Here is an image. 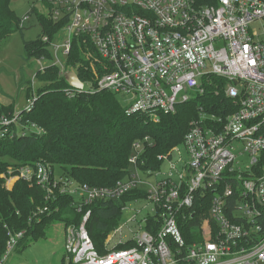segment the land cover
Returning <instances> with one entry per match:
<instances>
[{
  "label": "built area",
  "instance_id": "built-area-1",
  "mask_svg": "<svg viewBox=\"0 0 264 264\" xmlns=\"http://www.w3.org/2000/svg\"><path fill=\"white\" fill-rule=\"evenodd\" d=\"M33 1L40 14L65 22L54 39L42 37L47 44L54 40L53 66H65L62 57L68 61L77 48L93 73L82 90L66 91L69 99L85 91L122 95L129 116L145 115L154 123L203 96L212 78L225 82L229 101L221 115L200 106L183 143L158 156L159 170L145 168L152 139L134 142L131 171L112 187L59 181L43 162L18 167L15 175L11 170L7 189L24 180L48 200L77 196L76 211L84 216L78 226H65V264H264V0ZM28 20L23 17L21 29ZM82 65L73 72L78 75ZM34 105L31 97L13 115L0 114V138L46 133L23 122V112ZM244 156L250 161L241 165ZM142 190L139 199L155 215L140 223L131 239L136 246L101 255L87 230L92 210H85ZM188 212L197 214L201 231V239L190 243L180 224L189 220ZM138 214L127 223L138 222ZM150 219L160 224L156 233L146 229ZM25 235L8 231L0 264Z\"/></svg>",
  "mask_w": 264,
  "mask_h": 264
},
{
  "label": "trees",
  "instance_id": "trees-1",
  "mask_svg": "<svg viewBox=\"0 0 264 264\" xmlns=\"http://www.w3.org/2000/svg\"><path fill=\"white\" fill-rule=\"evenodd\" d=\"M13 1L0 0V43L19 30L23 34L20 28L23 18L12 9ZM199 1L201 4L209 2ZM30 15L36 16L42 32L35 41L25 42L26 60L30 61L33 57L51 58L49 44L44 43L42 37L48 35L54 39L65 22H54L40 14L33 5L25 16ZM78 63L83 64L78 70V76L87 83L93 73L87 68L88 64L82 62L75 48L68 58V64L77 66ZM37 79L44 84L36 93L34 108L30 112H23V122L36 123L46 133L15 136L13 139L0 138V262L6 252L9 230L25 231L26 235L21 242L28 239L36 242L46 236L53 223H64L67 227L78 226L84 216L77 213L76 201L70 195H58L57 200H48L40 187L24 180H19L13 190L4 188L1 175L7 173L9 167L35 166L43 162L52 166L54 177L55 168H60L65 178L77 184L112 187L127 178L131 171L129 159L134 142L146 137L152 139L153 145L144 154L145 168L159 170L162 163L158 161V156L183 143L191 123L199 116L200 106L205 107L208 113L219 115L224 113L223 107L229 106L222 92L225 82L217 79L221 92H210L206 98H195L178 106L176 114L162 115L160 121L154 123L145 115L129 116L124 104L118 100L119 96L109 92L85 91L69 99L66 91L71 86L56 66L46 67L44 73L38 72ZM18 86L19 92L24 91L28 99L34 96L30 80L22 79ZM15 112V102L8 106L0 103V114L13 115ZM143 197V193L132 192L116 201H98L85 210V213L92 210L87 230L101 255L109 252L105 240L119 228L125 205L135 198ZM235 200L236 197L232 202ZM45 208L48 211L39 212ZM187 214L189 220L181 221L180 224L190 243L201 239V231L197 214ZM146 229L156 233L160 224L150 219ZM135 246L136 243L130 241L119 244L115 249Z\"/></svg>",
  "mask_w": 264,
  "mask_h": 264
},
{
  "label": "rangeland",
  "instance_id": "rangeland-1",
  "mask_svg": "<svg viewBox=\"0 0 264 264\" xmlns=\"http://www.w3.org/2000/svg\"><path fill=\"white\" fill-rule=\"evenodd\" d=\"M34 4L35 2L33 0H14L11 7L19 17L23 18ZM254 29L258 31L259 34H263V29L259 24H256ZM41 32L42 29L37 22L36 16L30 15L29 20L26 23V28L23 29V34L19 30L0 43V98L5 103L15 102L16 110L23 109L28 100L24 91L19 92V82L22 79L31 81L33 97L36 101L35 95L39 88L43 87L44 84L37 79V74L40 71L44 73L45 68L53 65V62H55L54 58L52 59V55L51 58L46 59L33 57L30 61L26 60L25 42L35 41ZM53 41L50 42L48 46L49 50L54 43ZM65 60L66 59L62 57V63L65 66H60L58 68L60 69L62 76L67 78L68 75L73 72V67L76 68V65L73 66L68 64V61ZM218 82L219 80L215 78L210 80V84L205 87L204 98H206V95L210 92H221ZM124 98L125 97L122 95L118 97V100L122 105L124 104ZM178 110L179 109H177V111ZM249 161V157H241V165H243V163H249ZM16 167H9L7 173L1 175V178L4 180V188H7V178L11 175L10 171L12 170V174L14 175L17 173V170L14 169ZM55 175L59 181L66 177L63 175L60 168H55ZM11 184L12 182L9 183L11 186L10 190H13L15 185L12 187ZM137 192L139 194H146L143 190ZM73 197L74 199H77V196ZM136 198L129 201L122 211L119 221V227L123 226L122 231L115 230L110 233L109 237L105 240V245L109 251L115 249L120 242H130L134 233L140 230V223L144 219L155 215L153 211L154 208L148 201ZM138 211H141V213L138 214ZM137 214L138 222L127 223ZM64 225V223H53V226L47 231L46 236L43 239L36 242H32L30 239L21 242L3 264H61V261L62 264H65V253L62 257L63 248L65 246L63 236V231L65 230Z\"/></svg>",
  "mask_w": 264,
  "mask_h": 264
},
{
  "label": "water",
  "instance_id": "water-1",
  "mask_svg": "<svg viewBox=\"0 0 264 264\" xmlns=\"http://www.w3.org/2000/svg\"><path fill=\"white\" fill-rule=\"evenodd\" d=\"M67 81L69 83V85L74 88V89H78V90H82L84 87L83 82L80 80V77L74 73L71 72L68 77H67Z\"/></svg>",
  "mask_w": 264,
  "mask_h": 264
},
{
  "label": "crops",
  "instance_id": "crops-1",
  "mask_svg": "<svg viewBox=\"0 0 264 264\" xmlns=\"http://www.w3.org/2000/svg\"><path fill=\"white\" fill-rule=\"evenodd\" d=\"M0 103L1 104H3V105H5V106H8V105H11L12 103L11 102H7V103H5V102H3L2 100H1V98H0ZM65 226V225H64ZM63 236H64V243H65V230L63 231ZM65 252H64V248H63V252H62V257H63V254H64ZM61 264H62V261H61Z\"/></svg>",
  "mask_w": 264,
  "mask_h": 264
}]
</instances>
